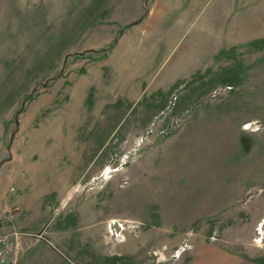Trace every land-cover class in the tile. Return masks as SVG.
<instances>
[{"label":"rangeland","instance_id":"rangeland-1","mask_svg":"<svg viewBox=\"0 0 264 264\" xmlns=\"http://www.w3.org/2000/svg\"><path fill=\"white\" fill-rule=\"evenodd\" d=\"M5 208L51 264H264V0H0Z\"/></svg>","mask_w":264,"mask_h":264},{"label":"crops","instance_id":"crops-1","mask_svg":"<svg viewBox=\"0 0 264 264\" xmlns=\"http://www.w3.org/2000/svg\"><path fill=\"white\" fill-rule=\"evenodd\" d=\"M8 208H5V212L3 214V229H6V231L9 234V242H10V249L8 252V258H7V264H51L50 262L52 260H45V262L42 259L35 258V252L32 255V258H25L23 257L27 253L28 246H25V248H22V243L24 245L28 244V241L23 242V237H19L17 235L13 236L12 231L17 230V225L15 222H17L19 218L20 213H7ZM7 222L8 225H5L4 223ZM13 228V229H11ZM15 232V231H14ZM21 235V234H20ZM130 240L136 241L137 239L131 238ZM34 244L32 242L29 245ZM11 250V251H10ZM23 250V251H22ZM47 250H50V248H47ZM191 254L192 259L190 260L189 264H245L244 262H241L242 259L244 260L246 257L241 256L240 254H235L228 248H223L220 246V244L216 243H202L197 245V247L193 250ZM23 254V255H22ZM49 254V252H47ZM23 257V258H22ZM163 257V255H162ZM167 257V256H165ZM178 260L179 264L182 263V255L176 259ZM66 262L61 261H54L52 264H65ZM186 263V262H185ZM249 264V263H248Z\"/></svg>","mask_w":264,"mask_h":264},{"label":"built area","instance_id":"built-area-1","mask_svg":"<svg viewBox=\"0 0 264 264\" xmlns=\"http://www.w3.org/2000/svg\"><path fill=\"white\" fill-rule=\"evenodd\" d=\"M2 218H0L1 221ZM9 234H0V264H6L10 249Z\"/></svg>","mask_w":264,"mask_h":264}]
</instances>
